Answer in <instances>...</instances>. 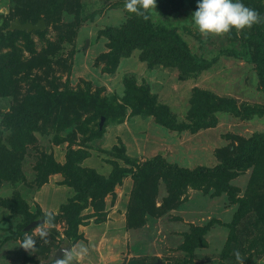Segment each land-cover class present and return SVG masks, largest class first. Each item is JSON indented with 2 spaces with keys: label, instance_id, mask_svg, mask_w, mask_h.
<instances>
[{
  "label": "rangeland",
  "instance_id": "374dc122",
  "mask_svg": "<svg viewBox=\"0 0 264 264\" xmlns=\"http://www.w3.org/2000/svg\"><path fill=\"white\" fill-rule=\"evenodd\" d=\"M40 1L21 5L16 0H0V32L13 31L9 27L15 19H32L36 8L47 12L38 14L39 18L50 19L42 33L26 31L0 41V53L6 54L3 71L8 76L0 85L1 141L5 142L11 132L10 122L6 123L8 128L3 121L16 106V98L22 99L26 91L97 94L99 107L105 105L109 115L101 129L102 115L92 118L94 108L83 112L79 125L60 133V142L54 141L51 128L46 135L41 127L26 144L19 172H11L6 161L8 177L0 179V264H54L49 256L63 249L61 243L69 226L59 217L47 244L38 239L35 251L22 249L25 232L33 234L39 222L30 227V222L26 224L21 235L25 217L18 209L35 212L41 208L57 214L60 204L74 194L60 173L49 175L40 186L35 184L39 151L51 153L63 163L69 147L78 152L80 166L94 169L108 180L124 170L120 182L97 201L96 206L103 207L93 208L88 196L77 235L67 238L70 246L83 242L89 249L78 264H150L158 259L170 264H238L235 252L240 253L243 264H264V222L255 224L252 212L233 218L238 199L246 195L252 166L239 170L226 190H219L216 180H200L201 176L181 187L178 177L171 180L165 171V163H176L189 171L219 164L231 144H238V137L248 139L264 131V113L254 112L241 119L219 111L213 126L190 131L170 128L153 114L136 112L126 103V99L147 94L155 106H166L175 120L185 123L196 117L200 97L201 102L222 99L243 111L264 112V91L255 63L248 55L230 52L241 50L248 29L239 37L233 29L222 38L205 40L191 27L197 0H158L151 11L152 22L174 29L179 38L172 36L170 43L184 42L182 52L187 49L184 58L190 64L204 59L210 65L189 69L171 63L174 60L165 63L152 58V62L143 58L137 47L119 54L113 63L109 35L135 19L125 11V0H48L44 8ZM246 1L264 15V0ZM117 104L124 108H115ZM177 183L179 187L173 188ZM17 196L22 198V206L16 204ZM208 222L212 224L205 232L194 234L196 227ZM245 229H251V234L244 235ZM235 233L244 245L232 249L229 238Z\"/></svg>",
  "mask_w": 264,
  "mask_h": 264
},
{
  "label": "trees",
  "instance_id": "16d2710c",
  "mask_svg": "<svg viewBox=\"0 0 264 264\" xmlns=\"http://www.w3.org/2000/svg\"><path fill=\"white\" fill-rule=\"evenodd\" d=\"M16 1L21 5L32 3L36 5L38 0ZM47 1L48 0H41L39 2L41 5L40 7L44 8ZM157 1L158 0H156V2ZM240 2L247 3L248 7L257 10L261 17H264V15L261 14V10L255 8L248 1L240 0ZM31 13L34 15L32 19L24 17L23 20L20 21L36 22L41 19L38 14L47 12L46 10H42L41 12L36 8L32 10ZM134 17L135 19L131 23L124 24L114 29V34H108L111 38L109 57L113 63L116 62L119 54L129 53L133 48L137 47L141 49L142 57L152 62L155 60V62L168 63L174 60L171 63L176 64V66L184 65L189 69H200L201 67L210 65V62L204 59H195L193 64H190L188 58H184L185 55H188L187 49L186 52L185 50L182 52V45H184V42L181 40L178 45L170 43L172 36L175 38L179 37L176 36L173 28H168L164 24L156 25L152 22L151 12L149 13L150 18L147 21L135 15ZM42 19L45 20V23H48L50 20L47 16ZM33 31L42 33L40 29ZM21 32H26V30L14 29L13 31L8 30L6 32H0V41L3 37L11 39L16 38ZM243 37L245 39L242 43L241 50H230V52L236 55L241 54L250 56V59L256 65L260 86L264 91V23L254 25L251 30L243 34ZM61 38L63 39V36H61ZM175 41H177V39H175ZM5 56V53H0V85L4 83L5 77L8 78L3 71V60ZM183 73H188V70H183ZM132 92H134V90ZM16 99V106L11 107V112L6 115L3 121L4 125H6L7 121L10 122V128L6 126L11 131L4 138L5 142L1 141L0 134V150L4 149V151L0 153V179L8 177V173L4 171V164L6 161H8L12 168L11 172L20 171L21 160L23 159L22 155L25 152L26 144L32 142L34 131L42 127L47 135L49 132L48 130L51 128L55 134L54 141L60 142V133L70 128L72 125H76V123L79 125L83 112H88L94 108L92 118L99 114L100 116H104V122L108 119L109 115V109L103 107L105 105L99 107L100 98L97 94L92 95L87 92L61 91L49 95L39 89L36 90L34 94L26 91L22 99ZM201 100V97L197 99L199 108L194 111L196 117L193 118L190 123L178 122L175 120V117L169 114L166 106L162 104L155 106L154 99L149 98L147 94L136 95V97H132V99H126V103L130 104L136 112L143 111L147 114H153L158 118L160 123L170 128L179 130L189 129L190 131H197L200 128L213 126L217 121V112L219 111L230 112L241 119L249 118L254 112L258 114L264 113L258 112V110L255 109L243 111L238 109L232 102L222 99L212 100L206 98L203 102H201ZM115 108L122 110L124 105L117 104ZM69 139L72 140V137ZM237 142V145L231 144L232 147L228 148V152L221 156L220 163L212 167L202 166L197 170L189 171L188 168L179 167L176 163H165V171H167L166 177L174 181L177 179L176 177H178L182 183L181 187H183L186 183L193 182L197 179L196 177L201 176L200 180H216L219 190H226L231 188L229 180L232 179L239 170L252 166V173L248 182L246 195L238 199L240 204L233 218L236 220L242 215L252 212L255 224H260L264 222V131L253 134L248 139H241L238 137ZM68 149L66 159L63 163L58 162L51 153L39 151L35 165V184L40 186L47 181L49 175L60 173L63 176L62 182L74 190V194L68 197L67 202L61 203L59 212L54 214L55 219L56 217L65 219L69 226L68 230L65 231V235L70 239L72 236L77 235L76 229L78 223L82 219L80 212L86 207L88 196L92 197L91 205L93 208L103 207L96 206L97 201H101L106 193L112 191L114 185L120 182V177L123 175L124 170L117 174L114 173L112 179L108 180L94 169L80 166L78 152L70 147ZM140 175L141 174L137 177V182L140 181ZM177 187H179L178 183L173 186V188ZM17 199L18 201L16 204L22 206V198L17 196ZM167 201H171L170 198L167 199ZM2 203L4 205H10V203L6 201ZM18 210L20 214L25 217V222L19 229L21 235L24 232L22 227L32 220L44 217L48 213L42 211L41 208H37L35 212H31L25 207L22 210ZM210 224H212V222H208V224L204 226L196 227L194 229V234H202L207 230ZM251 232V229H245L244 235L248 236ZM237 235L238 233L230 235L229 248L234 249L235 247L244 245V240Z\"/></svg>",
  "mask_w": 264,
  "mask_h": 264
},
{
  "label": "clouds",
  "instance_id": "9594fccd",
  "mask_svg": "<svg viewBox=\"0 0 264 264\" xmlns=\"http://www.w3.org/2000/svg\"><path fill=\"white\" fill-rule=\"evenodd\" d=\"M124 9L130 14L147 21L149 13L156 9V0H125ZM264 23V17L253 8L245 6L240 0H197L196 10L191 13V27L202 38L224 37L233 29L237 36L245 29L251 30L256 24ZM55 215L51 212L42 217L34 229L33 234L25 232L20 247L26 252L37 249V240L41 244L49 242L50 229L54 227ZM89 249L83 242L61 249L54 259V264H78L88 255ZM234 255L238 264H243L239 252Z\"/></svg>",
  "mask_w": 264,
  "mask_h": 264
},
{
  "label": "water",
  "instance_id": "95a60500",
  "mask_svg": "<svg viewBox=\"0 0 264 264\" xmlns=\"http://www.w3.org/2000/svg\"><path fill=\"white\" fill-rule=\"evenodd\" d=\"M46 26L45 20L44 19H39L36 22H31V21H24L21 22L19 19H15L13 21L10 22V29L14 30V29H18V30H26L27 32L29 31H33V30H43ZM104 116H101V119L99 121V128L102 127L103 123H104ZM42 217L37 219V220H32L27 227L33 226V224H35L36 222L42 223L43 221H41ZM61 246L64 248H67L70 246L69 241L67 238H65L62 243ZM59 254L57 252H53V254L51 256H49L50 259H55ZM150 264H167L165 262H163L162 260L158 259L156 261H154L153 263Z\"/></svg>",
  "mask_w": 264,
  "mask_h": 264
}]
</instances>
